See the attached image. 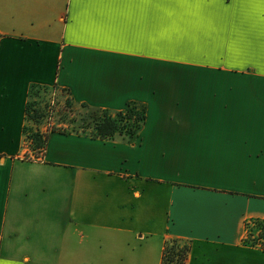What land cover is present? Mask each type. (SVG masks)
<instances>
[{
	"label": "crops",
	"instance_id": "0c3cea01",
	"mask_svg": "<svg viewBox=\"0 0 264 264\" xmlns=\"http://www.w3.org/2000/svg\"><path fill=\"white\" fill-rule=\"evenodd\" d=\"M32 86L143 108L136 138L49 131ZM264 8L234 0H0V264H264Z\"/></svg>",
	"mask_w": 264,
	"mask_h": 264
},
{
	"label": "trees",
	"instance_id": "16d2710c",
	"mask_svg": "<svg viewBox=\"0 0 264 264\" xmlns=\"http://www.w3.org/2000/svg\"><path fill=\"white\" fill-rule=\"evenodd\" d=\"M36 89L46 90L49 88L32 86L29 91V101L25 107L26 119L31 124L38 126L40 125L38 124V121L41 118V114L36 107L34 100L39 96L40 91L36 92ZM82 106L86 107L85 105ZM136 107L137 106L135 105L129 104L125 110L116 113L102 110V116L93 117L92 119L91 128L93 132L91 136L100 139L121 136L129 141H133L141 129L146 117L144 109L141 108V112L138 113ZM31 128L33 127H25L24 133L26 139L33 147V151L38 153L36 157H39L46 147L49 131L41 132L38 129ZM52 131L54 132L55 130ZM252 224L258 228V233L254 234L250 231L248 235H245L244 242L264 251V220L253 221ZM188 253L189 247L186 244H182L177 240H168L163 249L161 264H187Z\"/></svg>",
	"mask_w": 264,
	"mask_h": 264
},
{
	"label": "rangeland",
	"instance_id": "374dc122",
	"mask_svg": "<svg viewBox=\"0 0 264 264\" xmlns=\"http://www.w3.org/2000/svg\"><path fill=\"white\" fill-rule=\"evenodd\" d=\"M35 91H40L39 96L34 101L41 114L38 124L43 127L44 130L42 132L55 130L91 135L93 132L91 128L93 117L103 115L102 110H94L75 103L65 90L51 87L46 90L36 89ZM136 109L138 113L141 112L140 107H136ZM31 129H35V127ZM29 147L30 151L26 158L36 157L38 153L33 151L31 145ZM250 231L257 234L258 228L254 224L249 223L246 226V234L248 235Z\"/></svg>",
	"mask_w": 264,
	"mask_h": 264
},
{
	"label": "snow or ice",
	"instance_id": "6c2138e0",
	"mask_svg": "<svg viewBox=\"0 0 264 264\" xmlns=\"http://www.w3.org/2000/svg\"><path fill=\"white\" fill-rule=\"evenodd\" d=\"M140 2L144 3H151V2H160V0H140ZM184 2L189 3H205L208 2V0H184ZM213 2H216V0H213ZM235 3H259L262 8H264V0H234Z\"/></svg>",
	"mask_w": 264,
	"mask_h": 264
}]
</instances>
